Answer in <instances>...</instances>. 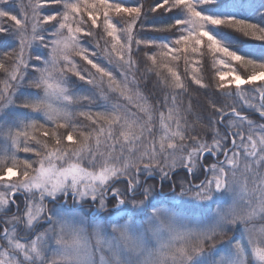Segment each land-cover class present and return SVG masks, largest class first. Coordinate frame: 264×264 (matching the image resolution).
<instances>
[{
    "label": "snow or ice",
    "instance_id": "1",
    "mask_svg": "<svg viewBox=\"0 0 264 264\" xmlns=\"http://www.w3.org/2000/svg\"><path fill=\"white\" fill-rule=\"evenodd\" d=\"M229 30L264 0H0V264H264V45Z\"/></svg>",
    "mask_w": 264,
    "mask_h": 264
},
{
    "label": "trees",
    "instance_id": "2",
    "mask_svg": "<svg viewBox=\"0 0 264 264\" xmlns=\"http://www.w3.org/2000/svg\"><path fill=\"white\" fill-rule=\"evenodd\" d=\"M14 2H15V0H14ZM24 2L26 3L27 0H24ZM144 3H145V8H147V6L149 4L154 3V0H144ZM17 11H19L18 8H17ZM149 19H151V17H149ZM148 34L149 35H167L166 33H148ZM230 34L237 41V43L234 44V47H237V48H245V50H247V48L255 46L258 49L261 45H264V42L256 41V40H253L251 38H245L239 33H234V32L230 31ZM77 59H79V58H77ZM81 63H83V62L81 61ZM180 70H181V72H183V65H181V69ZM240 71L243 73L242 69H240ZM0 77H2V74H0ZM210 77H211V70L208 69V70L205 71L206 81L209 80ZM77 83H79V82H77ZM193 87H195V86H193ZM148 91L149 92L153 91V89L151 88V85H149ZM154 91H155V94H156L157 97H159L161 95V92H160L159 89H155ZM201 91H203V90H201ZM192 100H193V105H194V111L198 112L201 115L202 118L206 119V117L208 116V112L205 111L204 107H203V105L206 103L205 98L203 96H197L196 94H193L192 95ZM197 101H199V104H197ZM250 112H251V110H247V109L244 110V114L245 115H249ZM250 118L253 119L256 123H264V120H261L259 118L258 114L252 113L250 115ZM19 155L23 157L25 154L24 153H19ZM149 183H157L159 185V181L158 180H155V181L150 180ZM169 184H170L169 181H165L164 182L165 192L167 194L169 192H171L169 190V187H168ZM166 204L169 205V206H175V207L179 206L178 202H171V201H168V200H166ZM109 209L111 210V205L109 206ZM112 219H114V218H112ZM116 219L121 220V222H125L124 218H122V217L116 218ZM116 219H114V220H116Z\"/></svg>",
    "mask_w": 264,
    "mask_h": 264
},
{
    "label": "rangeland",
    "instance_id": "3",
    "mask_svg": "<svg viewBox=\"0 0 264 264\" xmlns=\"http://www.w3.org/2000/svg\"><path fill=\"white\" fill-rule=\"evenodd\" d=\"M165 196L167 197V200L168 201H171V202H178V201H173L172 199H171V196H172V193L171 192H169L168 194L165 192ZM179 203V202H178ZM86 211H87V209H86ZM103 215H107V213H104ZM112 218H114V219H116V218H120V217H115V216H113Z\"/></svg>",
    "mask_w": 264,
    "mask_h": 264
}]
</instances>
